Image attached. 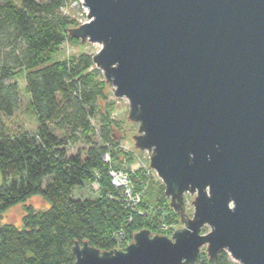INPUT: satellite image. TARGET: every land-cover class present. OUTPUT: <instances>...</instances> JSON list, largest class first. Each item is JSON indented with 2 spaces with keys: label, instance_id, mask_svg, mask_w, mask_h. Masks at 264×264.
<instances>
[{
  "label": "water",
  "instance_id": "water-1",
  "mask_svg": "<svg viewBox=\"0 0 264 264\" xmlns=\"http://www.w3.org/2000/svg\"><path fill=\"white\" fill-rule=\"evenodd\" d=\"M80 1L88 21L68 35L101 46L93 62L182 227L124 250L75 242L74 264H196L203 249L264 264V0Z\"/></svg>",
  "mask_w": 264,
  "mask_h": 264
},
{
  "label": "trees",
  "instance_id": "trees-1",
  "mask_svg": "<svg viewBox=\"0 0 264 264\" xmlns=\"http://www.w3.org/2000/svg\"><path fill=\"white\" fill-rule=\"evenodd\" d=\"M67 1L0 3V215L35 196L49 203L43 212H28L21 227L0 226V264H74L75 242L111 251L119 248L116 237L124 232L119 248L124 250L140 230L169 235L160 230L162 224L180 225L164 186L158 204L151 206L144 198L146 216L129 221L123 192L113 186L110 165L103 161L109 152L112 166L121 169L117 153L110 152L109 146L116 143L109 115L99 106L104 92L97 74L90 71L93 57L55 60L66 40L80 42L68 35L78 25L62 12ZM19 71L25 72L36 119L32 133L24 129L28 107L20 97ZM97 117L99 131L93 125ZM78 144H84L85 153L68 155L69 147ZM138 175H131L136 190ZM92 184L100 192L97 200L73 198L76 189ZM196 264L237 263L226 252L214 262L202 252Z\"/></svg>",
  "mask_w": 264,
  "mask_h": 264
},
{
  "label": "rangeland",
  "instance_id": "rangeland-1",
  "mask_svg": "<svg viewBox=\"0 0 264 264\" xmlns=\"http://www.w3.org/2000/svg\"><path fill=\"white\" fill-rule=\"evenodd\" d=\"M5 1L7 0H0V3H3ZM10 1L18 3L19 0ZM62 12L65 16L70 18V20L75 22L78 26L88 21V12L82 7L80 0H68ZM100 50L101 46L98 44L87 43L85 45H82L81 42H79L78 44H74L66 40L59 47L58 52L55 55V60H68L73 57H79L83 54L90 55L91 57H93ZM90 71H93L97 74L96 80L99 82V84H102L101 86L104 92V98L100 99L99 106L103 114L105 113L109 115V126L111 128L113 140L116 143L115 145L109 146L110 152L117 153L118 160L116 162L117 165L121 168V170H127L132 172L134 171L140 174V176L138 175V178L136 179L138 183L140 182L139 189H137L136 191L139 193L141 192L143 194L142 198H145L151 206H156L158 204L157 200L160 197V187L164 185L155 173V171H153L150 167L149 154L145 151H140L135 147L132 136L138 134V126L129 120V102L125 99H117L114 97L112 87L107 84L103 72L99 70L96 66L90 69ZM16 80L19 82L21 100L24 105L28 107V115L25 118L24 129L27 132L32 133L36 130V119L30 107V96L26 87L27 84L25 80V72L19 71L18 75L16 76ZM93 125L95 126V129L99 131V129L101 128V124L99 122L98 117L97 119L93 120ZM95 140L100 143L99 136H96ZM78 153H85L84 144H78L69 147L68 155H76ZM1 184L2 177L0 175V185ZM99 197L100 192L96 184L84 185L83 187L76 189L73 193V198L75 200L81 201H94L97 200ZM185 200L187 214L191 216L193 214L192 201L194 200V196L188 195L186 196ZM168 203H170L169 200ZM48 208L49 203L46 200H44L42 197L35 196L26 201L25 203L15 206L4 214L0 215V222L1 225L10 224L17 227H21L23 225L24 219L28 215V212L37 214L45 211ZM181 227V224L175 225L174 223H172L173 229L167 231L171 232V234L169 233V235L167 236L172 237L174 231ZM208 231L209 228H204L202 233L204 234ZM202 252L205 253V250L203 249Z\"/></svg>",
  "mask_w": 264,
  "mask_h": 264
},
{
  "label": "built area",
  "instance_id": "built-area-1",
  "mask_svg": "<svg viewBox=\"0 0 264 264\" xmlns=\"http://www.w3.org/2000/svg\"><path fill=\"white\" fill-rule=\"evenodd\" d=\"M103 161L110 165L109 175L111 177L113 186L121 189L123 192V202L130 213L129 221L132 222L135 216L145 217L146 212L142 208L143 194L136 191L135 184L131 179V175H133L135 172L114 168L112 166V157L109 152L104 155ZM171 229H173L172 226L162 224L160 230L162 232H167ZM116 238L118 241V247L120 248L122 242H124L125 239L124 232L118 233Z\"/></svg>",
  "mask_w": 264,
  "mask_h": 264
}]
</instances>
